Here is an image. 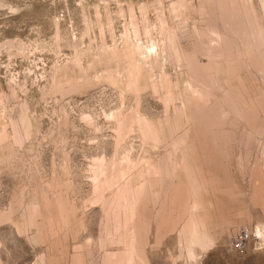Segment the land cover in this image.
Listing matches in <instances>:
<instances>
[{"label":"rangeland","instance_id":"rangeland-1","mask_svg":"<svg viewBox=\"0 0 264 264\" xmlns=\"http://www.w3.org/2000/svg\"><path fill=\"white\" fill-rule=\"evenodd\" d=\"M0 264H264V0H0Z\"/></svg>","mask_w":264,"mask_h":264},{"label":"built area","instance_id":"built-area-1","mask_svg":"<svg viewBox=\"0 0 264 264\" xmlns=\"http://www.w3.org/2000/svg\"><path fill=\"white\" fill-rule=\"evenodd\" d=\"M251 239V233L249 231H244L241 233L239 238L234 242V247L238 250H243Z\"/></svg>","mask_w":264,"mask_h":264}]
</instances>
